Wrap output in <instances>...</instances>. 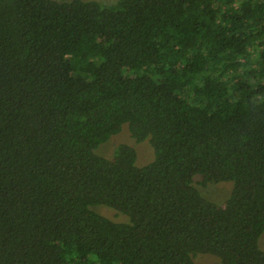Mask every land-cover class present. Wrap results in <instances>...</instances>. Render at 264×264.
Masks as SVG:
<instances>
[{"label":"trees","instance_id":"1","mask_svg":"<svg viewBox=\"0 0 264 264\" xmlns=\"http://www.w3.org/2000/svg\"><path fill=\"white\" fill-rule=\"evenodd\" d=\"M263 232L264 0H0V264H264Z\"/></svg>","mask_w":264,"mask_h":264},{"label":"rangeland","instance_id":"2","mask_svg":"<svg viewBox=\"0 0 264 264\" xmlns=\"http://www.w3.org/2000/svg\"><path fill=\"white\" fill-rule=\"evenodd\" d=\"M101 1H106V2H109V1H113V0H101ZM126 140V138H125ZM112 140H109L107 142V146H103L101 147V149H99V151L101 153H108L110 151H112V148H111V145H112ZM137 150H138V161L139 162H144L146 161L147 159H149L150 157V150L149 148H147L146 144H138L137 146ZM111 153V152H110ZM218 184V183H217ZM205 189V194L206 196L208 197H213V198H217L219 197V199H222L223 195L222 194H218L219 191H223L222 190V187L218 184V185H208L207 188H204ZM218 192V193H217ZM217 203V202H216ZM107 207V206H106ZM101 208V207H100ZM100 208H98V210H100ZM109 208V207H108ZM103 212V214L111 217V218H114V219H123V217L117 215L113 210L111 209H105V208H102L101 209ZM258 245L261 249L264 250V232L261 234V236L259 237V240H258ZM211 254H197L195 257H194V261L197 263V264H211L213 263L214 261V256H212Z\"/></svg>","mask_w":264,"mask_h":264}]
</instances>
